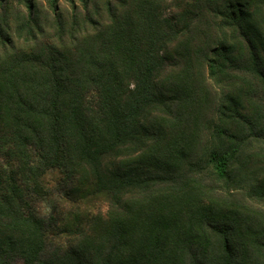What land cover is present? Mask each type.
Returning a JSON list of instances; mask_svg holds the SVG:
<instances>
[{"label": "trees", "instance_id": "obj_1", "mask_svg": "<svg viewBox=\"0 0 264 264\" xmlns=\"http://www.w3.org/2000/svg\"><path fill=\"white\" fill-rule=\"evenodd\" d=\"M53 173L106 213L41 214ZM18 261L264 264V0H0V264Z\"/></svg>", "mask_w": 264, "mask_h": 264}, {"label": "rangeland", "instance_id": "obj_2", "mask_svg": "<svg viewBox=\"0 0 264 264\" xmlns=\"http://www.w3.org/2000/svg\"><path fill=\"white\" fill-rule=\"evenodd\" d=\"M47 182L49 184V188L53 191L54 195L51 198L47 199L46 202L37 204L38 210L43 215L49 216L52 213L53 207H56L59 214L62 218L64 216L69 215L71 212L82 213L87 215L98 214V212L106 213L108 206L107 203L103 200H95L92 203L85 202H70L65 199L64 195L59 189L63 188L61 186V176L59 173L49 174L47 177ZM65 238V237H64ZM50 239L54 240L55 243H59L63 240V236L61 237L60 232L51 231ZM16 264H23L21 261L16 262Z\"/></svg>", "mask_w": 264, "mask_h": 264}]
</instances>
